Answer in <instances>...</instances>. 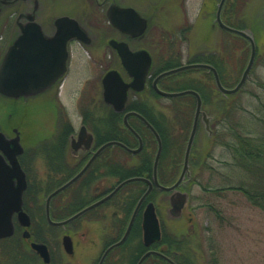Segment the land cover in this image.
I'll return each instance as SVG.
<instances>
[{
    "label": "rangeland",
    "instance_id": "obj_1",
    "mask_svg": "<svg viewBox=\"0 0 264 264\" xmlns=\"http://www.w3.org/2000/svg\"><path fill=\"white\" fill-rule=\"evenodd\" d=\"M53 1L41 0L43 8L41 17L44 18L48 26H52L50 23L53 16L56 17L63 13H72L73 15L81 4L80 0H70L61 6L57 5L59 2L54 4ZM152 1L156 2L157 0ZM205 2L206 0H164V3H160L157 10L153 11L150 34L144 40V44L151 50L155 60L154 64L160 68L195 64L194 61L208 59L212 56L223 69L224 81L227 85L224 87L233 89L241 80L249 64L250 45L243 39L228 35L218 25L213 27L216 24V5ZM14 11L15 9L4 12L0 17V62L6 51L7 43L11 39L10 34L16 16L11 18L9 16ZM225 12L224 23L237 29L244 28V31L247 30L249 34H252V31L244 26L247 24L251 26V23H257V21L264 22V0H228ZM263 33H257L258 37L262 36L256 44V54L259 53L260 58L256 63L254 61V68L250 71L249 85L236 93V100L240 102L241 106L240 115L244 114L243 109L247 111L248 108H256L257 100L253 93L264 99ZM169 62H173V64ZM81 67L84 72L79 75L80 79L76 81V78L71 74L64 83L65 87L58 99H53L51 96L46 97L44 94L31 97L28 101L0 96V132L11 137L13 128H19L22 131L26 149L24 165L29 186L42 183L38 189L41 191L38 196L39 206H43L45 203L43 182H46L51 174L47 155L52 156V154L47 148V142L57 141L59 138L57 134L63 130L66 124H71L75 131L82 124H86L85 118L79 113L80 103L72 90L80 87V81H87L91 76L97 74L101 76L104 71L102 68L99 71L97 67L96 74H92L89 71V65L87 67L84 63L80 65ZM172 76L174 79L163 82L161 88L163 91H184L185 89H181L187 83L185 79L202 77L196 72H191V74L181 72ZM99 93L100 91L98 94H86L85 98L89 100L91 97H95L96 105L90 106V108L94 109L99 105L97 109L105 111L106 109L102 110L103 102ZM140 98L145 99L148 105L154 104L156 111L168 118L180 114L184 115V118H193L195 115L194 101L191 108L187 104V99L184 101L182 98V104H180V102H175L180 98L153 97L150 88ZM85 106H89V104L84 103L82 108H87ZM203 111L205 116L200 118L192 149L191 158L194 156V159L190 158V174L183 183L184 190L190 192L188 203L179 216H173L171 214L172 206L167 199L170 196L168 193L157 190L158 192H154L151 202H155L153 203L161 226L180 241L179 256L183 262L189 264H264V210L262 207L256 206L244 190L238 189L240 186H244L249 190L248 186L252 188V182L256 179L240 167H234L232 156L225 147L211 143V118L208 115V109ZM100 118L102 115L91 116L90 119H87L86 125L93 131L98 130L97 126L101 127L100 123L109 129V118L103 119V123L99 122ZM180 125L182 126L181 122ZM180 125H178V134L186 131L181 130ZM181 134L183 137L186 136L183 154L180 157L178 155L176 159L178 168L169 177L170 180L174 179L171 182L179 180L190 136L185 132ZM177 142L178 139L168 138L165 162H170L177 155ZM157 147L158 145L154 152H157ZM131 160L130 163H132ZM121 161L124 160L121 159ZM34 190L32 189L25 195L26 211L32 212L36 218L35 220L32 218L31 233L41 216L33 199ZM147 202L150 201L147 200ZM143 207L141 214L144 210ZM106 213L104 212V215L101 213L103 218L99 221L95 220L96 216H92L93 220L90 218L91 215L85 216L80 225L69 228L72 235L74 234V257H69L63 249L64 230L57 228L54 232L50 231L52 234L56 233L55 236L52 235L53 239L49 238L51 246H53L52 252H55L51 254L55 261L54 264H97L105 249V240H115L116 235L111 228L113 222L115 221L117 225L122 223L118 215L109 212L105 216ZM14 222L16 234L13 240L6 242L7 244L0 242V264H42L39 259L33 256H22L24 250L31 252L30 244L25 246L21 243L24 230L15 219ZM45 226L46 223L38 225L42 229ZM114 254H116L114 259L118 260L120 256L118 251H114ZM144 264H151V260L147 259Z\"/></svg>",
    "mask_w": 264,
    "mask_h": 264
},
{
    "label": "water",
    "instance_id": "obj_2",
    "mask_svg": "<svg viewBox=\"0 0 264 264\" xmlns=\"http://www.w3.org/2000/svg\"><path fill=\"white\" fill-rule=\"evenodd\" d=\"M226 0H221L219 10L217 14V23L224 30L240 35L246 38L251 44V58L249 64L243 73V76L237 86L233 89H227L222 85L217 70L209 64H188L178 68H174L165 71L158 75L153 83V87L156 92L165 98H178L186 95H192L196 98V112L194 122L191 130V134L188 140L184 166L182 174L179 180L172 186H163L158 180V166L159 160L162 153V140L156 129L148 122L142 115L136 112L128 113L124 118L125 126L140 140V147L138 149H131L120 142H109L102 146L94 158L105 148L110 146H120L126 151L136 154L142 150L143 143L137 132L130 126L128 118L130 116H136L151 130L158 142V151L154 162L153 180H146L140 177H134L127 179L120 183L116 189L109 196L105 197L101 201L91 205L83 211L75 214L70 219L63 222H54L50 217V201L51 199L69 187L77 179H79L85 172L88 164L82 172H80L75 178L63 185L55 192H53L47 199L46 202V216L52 226H64L66 223L77 219L85 212L92 208L102 204L108 200L111 196L116 194L125 185L135 182L144 181L148 184V190L139 201L131 217L129 226L122 239L109 247L100 262L103 264L106 256L115 248L122 245L128 238L132 227L136 221L140 208L149 194L153 191L156 186L158 189L166 192H171V214L173 216H179L185 208L189 195L179 190L180 185L184 181L186 175L189 176V161L195 141V137L198 130L199 120L201 115L205 116L202 111V98L200 94L194 90H184L180 92H167L163 91L158 87V83L161 79L168 77L173 74H177L186 70L192 69H207L214 74L216 85L219 91L223 94H235L237 93L247 82L250 71L254 65L256 56V43L252 34L247 31L231 28L225 25L221 20V10ZM6 2L0 1V14L2 6ZM130 12L135 13L133 10ZM136 14V13H135ZM137 21H134L137 31L136 36H141L146 30V23L143 22L140 17L136 14ZM110 22L113 26L118 27V19L113 15H109ZM57 33L50 38H47L42 31L40 24L36 22H30L25 26V30L22 35L9 46L6 51L1 63H0V95L10 99H24L29 97L37 96L50 88H52L57 81L65 74L67 70V42L70 38L77 37L82 38L78 23L69 17H62L56 21ZM111 45L118 49L121 57L124 69L133 78V81L129 84L125 83L117 71H110L106 74L103 79V97L107 104H110L117 111L125 109L126 102L128 99L129 89H133L137 92H141L145 89L146 80L150 77V71L153 65V58L150 53L146 51H138L131 53L126 43H119L112 40ZM87 134V128L83 126L80 129L79 139H82ZM93 136H90V140ZM0 240L4 238L12 237L15 234V225L13 222V216L17 214L18 221L26 229L23 233L25 239L31 237L28 228L31 225L30 216L24 210V193L28 187L26 173L20 166L18 156L24 152L22 145L20 144L19 134L13 139H7V137L0 132ZM5 157L9 159V164L6 162ZM91 163V162H90ZM143 240L147 247H151L153 244L159 242L162 237V231L160 226L159 218L156 214L155 206L153 203H149L143 214ZM63 244L66 251L71 254L73 252L71 238L66 236L63 239ZM31 247L36 251L44 260L45 263H50V253L48 247L42 243L32 242ZM155 255L166 260L169 264H176L173 260L165 256L163 253L156 250H149L139 261L138 264L143 262L150 256Z\"/></svg>",
    "mask_w": 264,
    "mask_h": 264
},
{
    "label": "trees",
    "instance_id": "obj_3",
    "mask_svg": "<svg viewBox=\"0 0 264 264\" xmlns=\"http://www.w3.org/2000/svg\"><path fill=\"white\" fill-rule=\"evenodd\" d=\"M244 27L252 31V34L254 35V38L256 40V44H258L257 41H259V39L262 36L258 37L257 33L264 32V22L260 21L259 23V21H257V23H253V24L251 23V26L247 24ZM243 29L244 28H242V30ZM226 33L233 37H237V39H243L247 41L242 36L228 32ZM248 44L250 45L249 42ZM259 58L260 55L259 53H257L255 63L258 61ZM194 62L205 63L214 66L219 73L222 84L225 87H227L224 81L223 69L218 64L216 59H213V57L211 56L208 59L197 60ZM169 63L173 64V62H169ZM176 67H177L176 65H171L169 67L160 68L157 64H154L152 70L153 78H155L157 75L161 74L162 72H165L167 70ZM188 72L190 74L191 72H196L202 75V77L185 79L187 83L185 84V87H183L181 90L184 89L194 90L200 94L203 100V110L208 109L209 111L208 115L211 118V124H210V128L212 131L211 143L214 145L225 147L226 150H228L232 156L233 159L232 164L234 165V167H240V169L247 171L253 177H255L256 183L255 181L252 182V188L248 186L249 190H247L244 188V186H240V188L238 189L244 190L246 194L249 196V198L253 201V203L256 206L262 207V209L264 210V99H262L256 93H253V96L257 100L256 108L251 107L248 108L247 111L243 109L244 114L240 115L239 112L241 110L240 109L241 106H240V102L236 100L237 94H231V95L222 94L217 88L214 75L212 72L206 69H193V70L184 71L182 73L186 74ZM173 77L174 76H169L167 78H164L159 83L160 88L163 87L162 84L165 80L167 81L172 80L174 79ZM249 79L250 76L240 91H242L245 87H247V85H249ZM150 91L153 94V97H161L156 93L152 85L150 86ZM140 97L134 98L131 101V103L128 106L129 110L136 111L141 115H143L160 134L163 142V150L159 163L158 177H159V182L162 185L170 186L171 184H174L176 182V181L171 182V180L174 179L171 180L169 179V177H171L178 168V163L176 159L178 158V155L180 157L183 154V144L185 143L184 141L186 136L183 137L181 133L185 132L187 134L188 133L190 134L194 117L184 118V115L181 116L180 114L177 116H173L172 118H168L164 114L158 113L154 107V104L148 105L145 99ZM182 98L183 100L187 99L186 100L188 101L187 104L190 105L191 108L193 107L192 106L193 101H194V105H196L195 98L190 95L181 97L180 100H175V102H180V104H182L181 102ZM174 109L176 110V108ZM106 117H108L110 120L109 123L110 128L107 129L104 127L103 124L100 123L101 127L99 126L96 127L98 129L96 131L97 141L107 142L111 140H117L128 145L129 147L134 148L135 146L133 144L135 143L137 144V142L135 141L134 138L133 141L130 139V137H128V134L129 135L131 134L125 129L123 125L122 117L102 116V118L99 119V122L103 123V119H105ZM84 118H85V123L87 124V119H90V117L86 116ZM180 122L182 123V126L180 125ZM130 124L137 132H139V134L142 136L144 140V148L142 149V151L138 154H130L121 147L110 148L106 153H104L101 156V158L118 156L119 161L113 162V160L111 159L109 161L106 160L97 161L95 164L96 168L90 170L86 175V178L93 177L96 174H98L99 177L95 181L99 183L103 181L107 182L111 184L112 186L111 189L114 188L116 184H119L120 182L128 178H132V177H144L150 179L152 178L154 159L156 156V152H154V149H156L157 146L156 139L153 136V134L137 118H133L132 120H130ZM178 125L181 126V130H186V131L178 134L177 133ZM71 133L72 131L70 128V124H66L65 127H63V130H61V132L57 134L59 135L58 136L59 138L57 137L58 138L57 141L67 140L68 136ZM168 138H170L171 140L178 139L177 148H176L177 155L172 160H170V162H165L164 159H165V152H166V145ZM193 157L191 158V160L194 159ZM50 158L51 156L47 155V161H48L47 163H48L49 171L51 173L53 168L51 166ZM121 159L124 161H121ZM130 160L132 161V163H130ZM63 182H65V179H60L59 176L50 174L49 177L46 179V182H43L44 184L43 186L46 192L45 195L53 191L54 189L58 188L61 184H63ZM41 184L35 186L30 185L27 193H30L32 189H39L41 187ZM146 190H147L146 183L133 182L125 186L115 198H113L109 203H107V204H111L113 202L118 203L117 211L119 210V208L121 211V213L120 211H118V217L121 219L122 223L117 225V227L112 228L116 235L115 240L113 239L114 242L118 241L123 236L126 230V226L129 222V219L137 203L139 202L143 194L146 192ZM154 192H158L157 189H155L152 192V194L148 198V201H151V198L154 196ZM35 205L39 209L41 216L39 218V222L36 224L35 228H33V233H31L32 240L45 243L52 250L53 246H51L52 244L49 238L53 239L52 235L54 233L52 234L50 231L54 232V230L56 231L57 228L51 227L46 223V218L43 213L44 212L43 206L41 205L39 206L38 202L35 203ZM30 215L34 220L36 219L33 216L32 212H30ZM56 215L58 217H62V214H56ZM66 215H68V213L64 214L63 216ZM39 223H44V224L46 223L45 228L44 229L39 228L38 227ZM43 232H45L46 234H44ZM55 235L56 233L54 234V236ZM10 240H13V238L2 240V242L6 243L9 242ZM113 241L107 240L106 246L112 244ZM21 243H23V245L25 246L28 245L27 241L24 240L23 238L21 239ZM179 244L180 241L177 239V237L166 232L165 227H162V239L160 242L155 244L151 249L158 250L164 253L166 256L172 258V260L175 261L177 264H189L188 262H183L181 260V257L179 256L181 252ZM148 250L149 248H147L143 242L142 214L140 213L134 224V227L132 229L129 238L121 247L117 248L115 252L118 251V254L120 255L121 258L120 260L121 264H136L138 260L141 258V256L145 254ZM31 252L30 251L27 252L24 250L22 256H31V257L33 256L36 259H38L37 255L32 250ZM149 260H151V264H169L168 262L157 256H152L149 258Z\"/></svg>",
    "mask_w": 264,
    "mask_h": 264
},
{
    "label": "flooded vegetation",
    "instance_id": "obj_4",
    "mask_svg": "<svg viewBox=\"0 0 264 264\" xmlns=\"http://www.w3.org/2000/svg\"><path fill=\"white\" fill-rule=\"evenodd\" d=\"M1 2H6L4 6H2L1 14L7 11H11L15 9L13 14L9 17H13L14 15V26L11 30V39L7 43V48L12 45L21 35L24 33L25 26L30 22H36L41 25L43 34L47 37H53L58 29L56 26V21L62 17H69L74 19L80 28L82 33V38L73 37L70 38L67 42V51H68V59H67V70L65 74L57 81V83L50 88L49 90L39 94L51 96L53 99H58L63 92L64 83L66 82L67 78L73 74L75 80L78 81L80 79L79 75H82L84 71H82V67L80 68L81 64H86V66L90 67L89 71L92 74H96V68L104 69L103 74L99 76H91L87 81H80V87L77 89L72 90V93L76 95L78 102L80 103L79 113L84 117H91V116H121L122 121L124 123V118L128 113L136 112L129 110V104L134 98H138L142 95H145L148 88L153 86L154 78L148 77L145 84V89L141 92H137L133 89H129L128 91V99L126 102L125 109L122 111H117L114 109L112 105L107 104L103 98V79L106 74L110 71H117L123 81L127 84L133 81V78L129 75V73L124 69L122 63V57L114 46L111 45V41L115 40L119 43H126L128 45L129 50L131 53H136L138 51H146L152 55L151 50L146 47L144 44V40L149 36V32L151 30V21L153 19V11L157 10L160 3H164V0H157L153 2L152 0H80L81 4L78 8H76V12L73 13H63L58 16H53V20L50 24L52 26H48L47 22L44 18L41 17V11L43 10L41 0H0ZM70 0H54L53 3L59 2L57 5L64 6L62 4L68 3ZM221 0H206L205 3L216 5V14L215 18L217 17L218 13V6ZM228 0H226L222 11L221 16L222 20H225L226 16V6ZM133 10L140 19L146 23V30L143 35L136 36V25L134 21H137V16L135 13L130 12ZM0 14V15H1ZM113 15L115 18L118 19V27L113 26L110 23L109 15ZM45 14L43 13V17ZM55 17V18H54ZM227 24V23H226ZM217 26V23L213 25V27ZM219 27V25H218ZM220 28V27H219ZM221 29V28H220ZM222 30V29H221ZM72 65H75L72 67ZM98 73V72H97ZM101 94V100L103 102L102 110L106 109L105 111H101L97 109L99 105H97L94 109L90 108V106L96 105L95 97H91V99L86 100L85 95L96 93ZM38 96V95H37ZM35 97V96H34ZM50 97V98H51ZM31 98V97H29ZM29 98H24L22 100L28 101ZM84 103L89 106H85L87 108H82ZM98 113V114H96ZM138 113V112H137ZM133 118H137L136 116H130L128 118V122ZM138 119V118H137ZM143 125L144 123L138 119ZM85 126L87 128V134L84 135L82 139H79V133L81 127ZM145 126V125H144ZM147 128V126H145ZM70 128L72 133L68 136L67 140L63 141H49L47 142V148H50V153L52 154L50 161L51 166L53 168L51 174L59 176L60 179H65V182L61 184L58 188L54 189L53 191L47 193L45 195V203H43L44 213L46 214V201L48 197L55 192L57 189L62 187L63 185L67 184L73 178H75L84 168L90 164L82 176L77 179L74 183H72L69 187L55 195L50 201V213L51 218L55 222H63L74 216L75 214L83 211L84 209L90 207L91 205L101 201L105 197L112 194V192L116 189V187L120 184H116L114 188L111 189V184L107 182H96L95 180L98 179V174L93 177L86 178V175L90 170L95 167L97 161H109L110 159L115 161H119L118 156L113 157H106L101 158V156L106 153L110 148L113 147H120V146H110L102 150L95 158L94 155L97 151L104 146L105 144L117 141L111 140L107 142H98L96 131L90 130L88 125L82 124L77 131H75L74 127L70 124ZM126 129V128H125ZM131 135L128 134L131 140L137 142V144H133L134 148L140 147V140L139 138L134 135L130 130L126 129ZM137 132V131H136ZM140 136L143 147L144 148V140L142 136L137 132ZM19 134L20 136V143L24 148V152L18 156V161L22 167V169L26 172V168L24 165V156L26 155V149L23 143L22 131L19 128H13V136L9 137L6 133L5 135L7 138L12 139ZM93 136V139L90 140V136ZM134 138V139H133ZM132 148V147H131ZM1 153V152H0ZM6 161L9 164V159L6 157ZM91 162V163H90ZM144 178V177H142ZM146 180H153L152 178H144ZM147 184V188H148ZM182 191L184 190V186L180 187ZM111 196L108 200L103 202L102 204L92 208L91 210L85 212L83 215L78 217L75 220H72L66 223L64 226H52L54 228H60L64 230V234L62 237V243L64 237L68 236L71 238L72 241V248L74 251L71 254H66L69 257H74L75 255V241H74V234L69 231V228L78 226L81 223V220L85 216H96L95 220L103 218L101 213L104 212L108 215L109 212H113L114 215H118V203H109L113 198H115L119 192ZM41 191L35 189L34 193V202H38V196ZM45 192V191H44ZM46 193V192H45ZM168 193V192H167ZM171 196V193H168ZM170 196L167 198L168 202L170 203ZM148 199L144 201L142 204L143 209L147 206L149 202ZM63 216L64 214H67ZM56 214H62V217H58ZM95 214V215H93ZM104 215V214H103ZM14 219L17 221L16 215ZM93 220V218H92ZM18 223V222H17ZM47 223L49 224L48 220ZM50 225V224H49ZM117 227V223L113 222L111 228ZM128 227V224L127 226ZM107 240H105L106 243ZM111 245V244H110ZM109 245V246H110ZM63 246V244H62ZM109 246H106L103 253L101 254L100 258L97 261V264H100L104 252L108 249ZM64 249V246H63ZM51 254V252H50ZM116 254L112 251L106 256L103 264H121L120 263V256L118 260H115ZM61 258L59 259V261ZM54 259L51 255V260L49 264H54ZM61 264V263H59ZM137 264V263H136Z\"/></svg>",
    "mask_w": 264,
    "mask_h": 264
}]
</instances>
